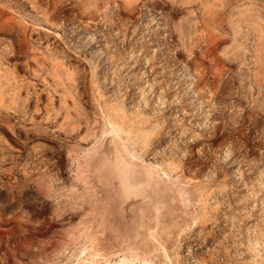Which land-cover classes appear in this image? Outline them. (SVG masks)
Wrapping results in <instances>:
<instances>
[{"label": "rangeland", "instance_id": "rangeland-1", "mask_svg": "<svg viewBox=\"0 0 264 264\" xmlns=\"http://www.w3.org/2000/svg\"><path fill=\"white\" fill-rule=\"evenodd\" d=\"M0 264H264V0H0Z\"/></svg>", "mask_w": 264, "mask_h": 264}]
</instances>
